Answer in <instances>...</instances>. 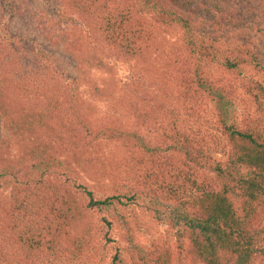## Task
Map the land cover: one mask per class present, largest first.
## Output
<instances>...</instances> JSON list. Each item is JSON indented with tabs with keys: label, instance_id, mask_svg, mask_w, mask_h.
I'll list each match as a JSON object with an SVG mask.
<instances>
[{
	"label": "trees",
	"instance_id": "obj_1",
	"mask_svg": "<svg viewBox=\"0 0 264 264\" xmlns=\"http://www.w3.org/2000/svg\"><path fill=\"white\" fill-rule=\"evenodd\" d=\"M53 1L28 15L73 75L10 33L19 0H0V264H96L109 245L118 264L110 233L137 201L191 264H264V63L228 0ZM98 47L153 87L112 98L124 120L77 99Z\"/></svg>",
	"mask_w": 264,
	"mask_h": 264
},
{
	"label": "rangeland",
	"instance_id": "obj_2",
	"mask_svg": "<svg viewBox=\"0 0 264 264\" xmlns=\"http://www.w3.org/2000/svg\"><path fill=\"white\" fill-rule=\"evenodd\" d=\"M53 6L57 7L53 0H19V4H16L15 18L9 22V31L14 36L39 44L42 51L50 56L62 71L73 75L71 57L63 49L48 43L37 21L30 16L33 14L28 15L29 12L39 8L43 9L48 16H53L51 9ZM228 6L230 8L227 15L231 19L233 16V22L245 32L246 39L250 40L258 60L263 64L264 0H228ZM235 23L234 26H236ZM177 35L178 32L175 29L158 34L159 38H164L167 43L174 42ZM97 50L96 58L100 61L101 68L91 72L87 78L79 76L77 99L83 106L90 107L95 117L109 118L111 116L124 120L125 115L114 107L112 98H116L118 94H133L135 88H146V91H150L147 88L153 87L150 86L151 82L139 72V64L136 61L119 57L101 47ZM97 50L93 51L96 53ZM100 89L105 90V93L99 92ZM243 104H239V112H245L246 105L250 108L246 111L253 112L251 103L244 101ZM215 156L218 157V155ZM90 185L94 186L93 183ZM118 188L120 190L119 186ZM121 215L123 220L121 223L114 224L110 233L114 241L113 246L118 251V264H152L153 256L163 251L169 254L171 264H191L186 255L187 240L176 239L174 231L157 222L141 201L122 207ZM109 250H112L111 245L100 253L96 264H108Z\"/></svg>",
	"mask_w": 264,
	"mask_h": 264
}]
</instances>
